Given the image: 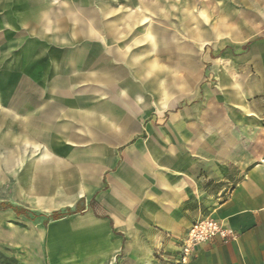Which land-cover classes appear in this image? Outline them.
<instances>
[{
  "label": "crops",
  "instance_id": "0c3cea01",
  "mask_svg": "<svg viewBox=\"0 0 264 264\" xmlns=\"http://www.w3.org/2000/svg\"><path fill=\"white\" fill-rule=\"evenodd\" d=\"M115 1L0 0L1 23L9 24L15 11L21 27L38 37L23 47V59L48 54L42 39L68 47L48 54L41 88L23 87L22 65L0 68V181L11 175V204L19 208L56 211L79 202L82 208L48 221L1 209L0 264H177L180 239L206 215L237 239L203 244L187 264H264V152L252 156L244 174L240 124L243 113L260 118L245 102L258 84L220 83L217 94L183 107L177 96L188 84L178 74L196 73V54L225 36L237 42V33L223 19L214 24L194 1L127 0L132 9L115 8ZM93 39L98 43L88 50L72 47ZM164 56L170 60L162 62ZM76 83H96L90 92L99 96V85L120 83L126 109L110 102L81 106L71 91ZM33 89L40 103L30 102ZM144 91L155 98L157 113L168 111L172 98L176 107L165 124L153 120L142 131L131 100L140 103ZM62 112L85 131L95 122L115 133L119 127L120 154L108 162L93 147L88 161L74 162L79 171L65 164L47 133L61 128L51 121ZM109 166L115 171L100 176ZM16 192L27 198L21 202Z\"/></svg>",
  "mask_w": 264,
  "mask_h": 264
},
{
  "label": "rangeland",
  "instance_id": "374dc122",
  "mask_svg": "<svg viewBox=\"0 0 264 264\" xmlns=\"http://www.w3.org/2000/svg\"><path fill=\"white\" fill-rule=\"evenodd\" d=\"M98 1L99 0H97V2ZM188 1L196 2L198 8L209 10L213 17L214 24L218 23L221 19L225 20L229 28L237 33L239 40L234 42L228 36H225L220 38L216 44H207L200 53L196 54L194 58L196 73L193 74L190 68H186L178 74L180 78L188 82L183 93L179 92L177 95L183 101L181 102L180 99L178 101L181 107L184 105L189 106L188 103L191 102L192 99L199 98L206 92L217 94L220 91V83L241 82L246 85L258 84L254 88H251V95L246 98L245 102L259 114L260 118L250 121L247 113H243L242 116H240V124L244 127L245 162L242 165V170L245 174L251 166L248 163L252 160V156H259V153L263 154L264 152V0ZM56 4L57 3H54L53 5L55 6ZM133 5L134 4L130 3L127 5V0H117L113 3L115 8L124 7L127 9V7H129V9H132ZM1 13H3V11H1L0 14ZM11 14L12 17L9 20V24L0 22V68L4 67L5 69H9L10 65H22L24 71L21 72V69L19 79L23 87L28 90L31 89V86H39V88H41L50 71L48 54H50V52H64L68 47L56 43L45 42V40L42 39L41 41L48 46V54L46 51L36 55L34 59L29 60L27 57L23 59V47L28 44V42L38 39V37L26 32L24 27H21L15 11ZM174 26V28L179 27L176 24H174ZM96 43H98V40L93 39L83 46L77 44L72 47L78 51H83L88 50L92 44ZM169 60L170 58L167 56L161 58L162 62ZM113 62L112 64L124 67V64L121 62ZM33 68L35 70L34 74L38 73L39 75L32 76L33 71L30 70H33ZM29 75L30 77L28 78ZM134 83L138 84V81L134 80ZM91 85H93V83H76L71 89L77 96L82 97V101L79 103L81 106L85 104H87V106L101 105L105 102H110L113 103V105L126 109L124 106L126 102L123 100L124 97L120 90V83H112L106 86L99 85L104 91L103 96L91 93ZM95 85L96 83H94L93 86ZM38 92V90H32L30 102L34 104L41 102V97ZM144 92V98L140 103L131 100L133 106L137 108V112H135L139 114L136 117L137 123L139 129L141 128L142 131L147 124L153 123V120L154 123L159 125L165 124L167 112H173V108L171 107H176V102L172 101V98L169 100V110L157 113L155 98L149 92ZM51 101L50 104H52L54 100L51 99ZM25 102H27V100H25ZM173 103L175 106H173ZM0 111H3V107H0ZM75 121L78 120L65 116L62 112L59 117L51 121V126L59 125L61 128L47 132L52 138L51 144L53 145V152L57 153L56 155L58 157L61 156L60 159L63 160L65 164L79 171L80 166L74 162H82V160L88 161L87 153H91L93 147V150L101 153L100 158L105 161H108L111 156L110 154L114 152H116L117 155L120 154L123 148L121 144L119 145L117 142L118 137L122 135L119 133V127L117 128L118 131L115 133L111 131L114 130L113 127L112 129L109 127H101L103 124L95 122V124L91 126V131H85V127H83L81 121L74 123ZM71 122L78 125H72ZM132 134L135 135L136 133L133 131ZM144 136L145 134H141V137ZM76 153L82 154L83 157H77ZM87 167L90 166H86L85 169ZM235 167V165H231L230 170L232 169V171H234ZM114 171L115 169L109 166L100 172V176H108ZM16 194L21 202L24 198H27V195L21 192H16ZM11 198H13L12 177L8 175L6 179L0 181V201L3 200L7 203H11ZM44 202H46V200H44ZM1 209L2 208H0V211ZM30 211L29 218L37 221H48L51 219L49 216L55 210L51 209L44 211L35 208ZM6 216L7 215H4L5 219L7 218Z\"/></svg>",
  "mask_w": 264,
  "mask_h": 264
},
{
  "label": "built area",
  "instance_id": "2783aa9c",
  "mask_svg": "<svg viewBox=\"0 0 264 264\" xmlns=\"http://www.w3.org/2000/svg\"><path fill=\"white\" fill-rule=\"evenodd\" d=\"M215 239L223 242L236 240L237 234L223 221L210 215L196 219L179 241L177 264L189 263L199 246Z\"/></svg>",
  "mask_w": 264,
  "mask_h": 264
},
{
  "label": "trees",
  "instance_id": "16d2710c",
  "mask_svg": "<svg viewBox=\"0 0 264 264\" xmlns=\"http://www.w3.org/2000/svg\"><path fill=\"white\" fill-rule=\"evenodd\" d=\"M80 206L81 205L79 202L74 209L73 208H66L64 210H56V211L51 213L49 218H51L53 220H57V219L65 217L67 215H71L73 213L80 212L82 209ZM0 208L5 209V210L9 209V208H14L16 210L17 214H19V215L25 214L28 217H29V214L31 213V211L28 209L19 208L18 206L12 205L11 203H5V202L0 203Z\"/></svg>",
  "mask_w": 264,
  "mask_h": 264
}]
</instances>
